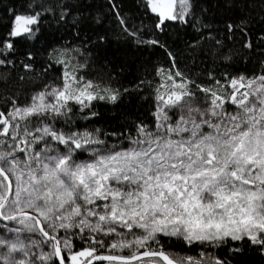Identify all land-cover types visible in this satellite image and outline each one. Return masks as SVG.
Returning <instances> with one entry per match:
<instances>
[{"label": "snow or ice", "instance_id": "snow-or-ice-1", "mask_svg": "<svg viewBox=\"0 0 264 264\" xmlns=\"http://www.w3.org/2000/svg\"><path fill=\"white\" fill-rule=\"evenodd\" d=\"M139 4L150 35L116 12L123 33L136 46L163 49L172 69L161 37L174 26L201 33L192 49L213 41L224 63L255 47L250 17L227 22L217 38L203 34L211 25L195 0ZM71 7L27 0L22 11L6 9L7 25L0 21V81L17 66L37 77L61 69L59 83L26 102L0 94V264H233L246 248L264 255V71L209 73L205 82L161 67L151 126L137 123L134 135L80 130L78 120L101 115L98 102L118 107L129 89L78 74L87 67L78 57L90 55L79 47L52 48L36 71L47 16L64 23ZM176 243L199 251L170 252ZM222 249L227 256L217 254Z\"/></svg>", "mask_w": 264, "mask_h": 264}, {"label": "trees", "instance_id": "trees-1", "mask_svg": "<svg viewBox=\"0 0 264 264\" xmlns=\"http://www.w3.org/2000/svg\"><path fill=\"white\" fill-rule=\"evenodd\" d=\"M27 0H2L0 3V21L7 25L8 14L6 9L14 8L22 11ZM55 7L56 0H49ZM72 5L71 16L67 21L57 24L54 16H47L43 25L47 40L35 45L39 52H35V69L41 70L52 48L62 46L79 47L88 56L78 57V61L87 60V67L78 74L85 75L86 79L97 82L103 80L117 88H128L124 93L119 106L104 102L97 103V110L101 115L92 121L78 120L75 127L84 129L88 127L101 128L104 131H124L135 134V125L145 123L152 125L154 111L155 89L159 87L163 76L158 74V69L163 67L168 70H179L197 81L207 82L209 73L218 78L225 72L232 75L243 73L246 75L264 71L260 68L264 61V45L258 43V37L264 35V8L260 0H195L196 14L205 23L211 25L203 29L205 36L210 32L217 38H222L227 22H237L242 17L252 20L251 33L254 49H241V55L236 56L231 63H224L215 54L213 41L204 40L195 49L188 45L197 40L201 33L192 27L174 26L164 34L161 39L170 52L173 53L177 68L172 69L167 53L160 48L151 46H136L130 38H126L117 19L119 12L132 28H144V35L148 37L152 30L151 19L143 14L139 0H68ZM115 5V10L112 5ZM59 9H57V12ZM77 18L79 23L73 25L71 20ZM77 32L79 35H77ZM103 36V42L99 37ZM231 47V45H229ZM23 59V56L20 57ZM8 74L7 81H0V94L11 96L15 94L20 102L39 91L47 83H59L61 69L54 65L42 77L25 73L17 66L4 70ZM20 76H25L21 81ZM111 77V79H109ZM144 81L143 84L140 82ZM139 85V90H137ZM114 138H109L113 140ZM172 253L196 255L199 249L191 251L184 245L176 243L169 249ZM218 255L227 256V249L217 250ZM233 264H264V255L255 248H246L242 255L230 257Z\"/></svg>", "mask_w": 264, "mask_h": 264}, {"label": "rangeland", "instance_id": "rangeland-1", "mask_svg": "<svg viewBox=\"0 0 264 264\" xmlns=\"http://www.w3.org/2000/svg\"><path fill=\"white\" fill-rule=\"evenodd\" d=\"M163 80H164V77L162 78V82H161V83H163ZM161 83H160V84H161ZM160 84H159V85H160Z\"/></svg>", "mask_w": 264, "mask_h": 264}]
</instances>
